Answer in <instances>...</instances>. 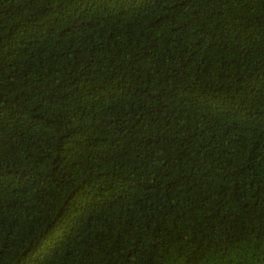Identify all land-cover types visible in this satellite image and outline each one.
<instances>
[{
    "label": "trees",
    "instance_id": "obj_1",
    "mask_svg": "<svg viewBox=\"0 0 264 264\" xmlns=\"http://www.w3.org/2000/svg\"><path fill=\"white\" fill-rule=\"evenodd\" d=\"M0 264H264V0H0Z\"/></svg>",
    "mask_w": 264,
    "mask_h": 264
}]
</instances>
